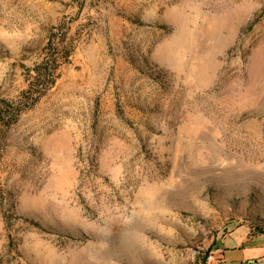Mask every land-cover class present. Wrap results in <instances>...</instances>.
<instances>
[{"label": "rangeland", "instance_id": "1", "mask_svg": "<svg viewBox=\"0 0 264 264\" xmlns=\"http://www.w3.org/2000/svg\"><path fill=\"white\" fill-rule=\"evenodd\" d=\"M5 100L0 264H264V0H0Z\"/></svg>", "mask_w": 264, "mask_h": 264}, {"label": "trees", "instance_id": "2", "mask_svg": "<svg viewBox=\"0 0 264 264\" xmlns=\"http://www.w3.org/2000/svg\"><path fill=\"white\" fill-rule=\"evenodd\" d=\"M56 61L55 54L49 52L45 54L38 68L33 70L31 73L30 88H35L34 91H31L33 95H36V99L41 97L47 89H49L56 80V67L54 66ZM5 104L9 107L10 110H1L0 111V119L4 121L8 117H13L15 112L13 109H17L19 105H14L10 101L5 100ZM12 109V110H11ZM7 111V112H6ZM22 109H17L16 115L21 113Z\"/></svg>", "mask_w": 264, "mask_h": 264}, {"label": "built area", "instance_id": "3", "mask_svg": "<svg viewBox=\"0 0 264 264\" xmlns=\"http://www.w3.org/2000/svg\"><path fill=\"white\" fill-rule=\"evenodd\" d=\"M210 258L213 259L214 258V255H210ZM260 260H264V258H259L258 261H260ZM250 264H253V263H250Z\"/></svg>", "mask_w": 264, "mask_h": 264}, {"label": "crops", "instance_id": "4", "mask_svg": "<svg viewBox=\"0 0 264 264\" xmlns=\"http://www.w3.org/2000/svg\"><path fill=\"white\" fill-rule=\"evenodd\" d=\"M260 237H264V236H260ZM252 237H249L248 239H251ZM261 257H264V255H261V256H259V257H257L256 259H258V258H261Z\"/></svg>", "mask_w": 264, "mask_h": 264}]
</instances>
